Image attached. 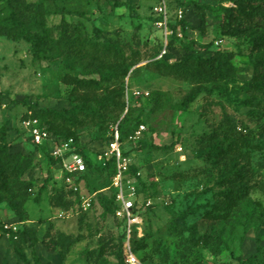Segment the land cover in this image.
<instances>
[{
    "label": "rangeland",
    "instance_id": "rangeland-1",
    "mask_svg": "<svg viewBox=\"0 0 264 264\" xmlns=\"http://www.w3.org/2000/svg\"><path fill=\"white\" fill-rule=\"evenodd\" d=\"M16 1L30 15L36 7L43 11L45 32L37 55L30 43L0 36V126L8 120V150L30 156L22 175L30 182L26 218L0 203V223L15 232L0 231V264H117L125 233L115 212L103 210L96 199L98 191L109 193L113 174L96 167L107 160L100 155L124 115L133 125L137 121L120 141L130 157L126 178L140 199L151 200L140 211L137 242L131 244L139 263L249 264L258 246L264 256V90L240 87L254 76L256 53L247 36L227 33L228 11L219 7L234 8L237 0H165L173 36L201 44L193 45L190 60L211 57L216 65L231 54L224 76L201 70L205 90L186 110L179 104L193 83L154 67L158 0ZM118 3L132 5L137 16ZM183 55L174 39L165 61ZM30 113L54 134L73 133L83 148L91 167L75 192L80 199L90 197L86 209L58 164L49 165L28 140L22 120ZM141 143L173 145L141 148ZM227 188L232 202L223 195ZM187 226L207 236L206 242L191 239ZM28 229L35 242L32 232L21 234Z\"/></svg>",
    "mask_w": 264,
    "mask_h": 264
},
{
    "label": "trees",
    "instance_id": "trees-1",
    "mask_svg": "<svg viewBox=\"0 0 264 264\" xmlns=\"http://www.w3.org/2000/svg\"><path fill=\"white\" fill-rule=\"evenodd\" d=\"M108 3H111L110 0H107ZM219 2L222 0H218ZM13 2V4H12ZM17 1L15 0H3L2 7L0 8V36L4 35L13 40H24L31 45V49H33V54L37 55L39 52V48L43 45L44 39L42 35L45 32V17L43 16V11L40 8L34 9V14L30 15L29 13L24 12V6L21 7L20 3L18 6ZM115 5L117 3H111ZM119 5H125L131 15L137 16L134 11V7L132 5L126 3H118ZM203 7H209L208 4H203ZM225 13L227 17L226 23V31L228 34L237 35V36H247L248 40L251 44V50L256 53L255 60L253 62L254 66V76L250 80L246 81L240 87L242 89H253L262 91L264 90V0H237V6L234 8H225L223 6H219ZM40 10V11H39ZM158 16H154V20H158ZM179 21H182L179 20ZM169 27L172 30L171 35L168 39V51L169 52L172 42L174 39L178 40L181 48L184 51L183 57L173 63H168L165 61L166 55L160 58H156L162 47V37L161 33L159 35V47L157 49V54L155 56L154 67L158 71L167 72L169 74L175 75L185 80H189L193 83L192 88L189 92L184 96L179 104V109L186 110L189 104L194 101V99L198 96L199 93L205 90L204 86V77L201 70H205L208 73H215L216 75L224 76L226 74V60L230 58L231 54H223L221 60H218L217 64H214L213 58L208 57L204 59H198L195 63L193 60H190V56H188L191 48L194 44L201 45L195 40L184 41L181 40L178 36H173V32L175 31V26L169 22ZM227 58V59H225ZM202 68V69H201ZM128 71V67L123 68L122 73L126 74ZM16 100H13L15 102ZM24 103L28 104L26 100ZM51 114L60 113L59 110H45ZM28 116L35 117L32 113ZM26 116V117H28ZM133 119L129 116L124 115L120 121L117 122V130L119 134V140L122 141L123 138L127 137L131 132L134 131V128L137 126V121L133 125ZM40 125V123H39ZM115 125V124H114ZM113 125V126H114ZM41 126V125H40ZM50 135L54 138V140L66 139L72 137L77 146V151H79L85 158L86 168L85 171L80 174L78 180L80 182L86 177L88 172V167H91V163L83 152V148L79 146L77 139L73 135V133L60 134V133H52L48 128L44 127ZM10 130L8 126V120L0 126V203L5 202L9 209L13 211L15 215L19 217L26 218V211L24 209V204L27 198L26 189L30 187V182L24 180L22 178L23 173L29 167L30 164V156H24V154H13L8 150V143L6 139V134ZM25 131V130H24ZM26 132V131H25ZM111 137V134H110ZM28 140L34 146H37L41 149V151L47 157V163L49 165H57L59 166V160L54 158L49 152V146L45 143L35 144L29 138ZM173 145V143L169 145H157V144H147L141 143V148H145L147 146L153 148H169ZM124 155H127L124 150H122ZM130 166V165H129ZM99 171H108L110 174H114L115 172V162L111 157L104 162L103 166L96 167ZM51 169L49 168L47 171V175L44 179L42 186L38 189L37 195L34 197V200L39 201V195L44 188L45 184L50 179ZM109 193L97 192V203L98 205L107 212H115L116 203L114 200V189L108 187ZM232 189L227 188L225 193L223 194L226 197L227 201H234V195L232 194ZM75 199H80V195L78 192L72 191ZM147 198H144V200ZM81 203V202H80ZM148 208V207H147ZM119 219V218H118ZM121 225H123V221L119 219L118 221ZM189 232L191 239L194 241L201 240L205 241L207 236H197L194 226L186 227ZM0 231L3 233H7L8 235H14L15 232L11 230V228H4L3 224L0 223ZM32 232L33 234V242L36 241V236L33 229H28L27 232H22L21 234L24 236ZM135 228L131 233V244L137 242L135 239ZM31 235V234H30ZM19 252L20 258L25 262L29 263L24 253L20 250ZM116 259L117 264H126L125 258L123 254V239L122 236L119 237L118 246L116 250ZM249 264H264V256L261 250V247L258 246L256 252L248 259ZM7 264V263H4ZM243 264V263H240Z\"/></svg>",
    "mask_w": 264,
    "mask_h": 264
},
{
    "label": "built area",
    "instance_id": "built-area-1",
    "mask_svg": "<svg viewBox=\"0 0 264 264\" xmlns=\"http://www.w3.org/2000/svg\"><path fill=\"white\" fill-rule=\"evenodd\" d=\"M153 11L159 19L155 21L160 28L162 37V47L156 58L163 57L168 51V39L172 33L169 27L170 15L168 13L165 0H158L154 4ZM177 16L182 17V10H177ZM22 126L26 131L29 139L35 144L45 143L49 146L50 154L59 160V167L62 178L73 191L80 190V180L78 177L85 171L86 164L84 156L77 151V146L72 137L60 140H54L50 133L39 125L35 117L28 116L22 120ZM111 140L109 147L103 152L105 160L113 158L115 162V172L112 175L110 185L108 187L114 189V200L116 203L115 215L123 221L124 239V255L128 264H141L136 259L131 248V233L134 228H138L141 222L140 211L151 204L150 199H140L137 188L132 184L131 180L126 178V172L130 165V157L124 155L120 146L117 124L111 128ZM81 208L86 209L90 205V197L81 195ZM4 228H10L7 224H3ZM7 234V233H6Z\"/></svg>",
    "mask_w": 264,
    "mask_h": 264
}]
</instances>
